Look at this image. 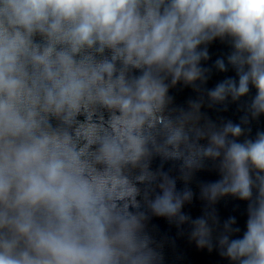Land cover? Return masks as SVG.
<instances>
[{
	"label": "clouds",
	"instance_id": "1",
	"mask_svg": "<svg viewBox=\"0 0 264 264\" xmlns=\"http://www.w3.org/2000/svg\"><path fill=\"white\" fill-rule=\"evenodd\" d=\"M231 104L237 122L205 111ZM261 117L264 0H0V264H165L154 217L264 264ZM229 196L243 232L217 214Z\"/></svg>",
	"mask_w": 264,
	"mask_h": 264
},
{
	"label": "water",
	"instance_id": "2",
	"mask_svg": "<svg viewBox=\"0 0 264 264\" xmlns=\"http://www.w3.org/2000/svg\"><path fill=\"white\" fill-rule=\"evenodd\" d=\"M228 48L216 41L209 45V52L211 55V64L216 58L225 54ZM234 75L233 72L228 73H216L208 83V87H213L217 82L224 79L226 76ZM172 94L176 97V102L179 104L185 103V101L193 96L191 89L184 88L182 85H178L176 89L172 90ZM208 111V114L216 119L218 116L224 119H231L234 122L238 121L239 113L237 112V105L231 104L228 111L216 112ZM257 129L264 130V117H261L259 122L253 125V135ZM159 160L154 162L153 167L159 164ZM165 170L171 167V164H165ZM218 177L211 172H200L197 174L196 181L210 182L216 180ZM182 185L178 184V187ZM194 191L197 192V198L194 199L192 204L186 205L184 212L190 214L193 218L202 215L203 203L198 199V188L196 182L192 184ZM217 214L223 222L229 217H235L237 224L241 228L242 232L245 230L246 223V202L240 201L234 197L222 198L216 205ZM151 225L155 228V234L157 239L167 238L169 241L164 248L165 264H227V261L222 260L216 251L209 253L207 249H198L193 241H190L187 234H179V230L164 218H153Z\"/></svg>",
	"mask_w": 264,
	"mask_h": 264
}]
</instances>
